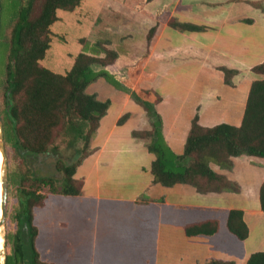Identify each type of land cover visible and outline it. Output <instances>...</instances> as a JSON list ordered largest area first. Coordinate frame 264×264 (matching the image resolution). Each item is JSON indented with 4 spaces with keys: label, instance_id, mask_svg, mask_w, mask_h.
<instances>
[{
    "label": "crops",
    "instance_id": "obj_1",
    "mask_svg": "<svg viewBox=\"0 0 264 264\" xmlns=\"http://www.w3.org/2000/svg\"><path fill=\"white\" fill-rule=\"evenodd\" d=\"M145 10L148 19L143 26L154 27V32L146 46L147 56L130 74L133 87L159 96L155 107L169 148L176 154L183 152L195 114L203 126L240 125L250 85L264 77L252 70L264 61V0H150ZM171 19L204 29L180 30L169 24ZM115 64L117 68L125 65ZM220 67L235 70L231 84L225 82ZM86 90L100 100L110 99V105L73 175L82 181L80 196L96 203L157 205L152 264H205L209 258L246 264L251 253L264 251V211L259 201L264 157L233 156L231 168L210 163L215 172L239 185L237 191L200 192L187 183H155L150 171L155 156L144 139L132 136L133 130L150 128L145 108L105 85L100 77ZM125 113L127 117L119 123ZM231 209L243 211L248 227L243 240L230 234L221 237L228 234L221 230ZM208 219L219 220L216 233L187 235L186 224ZM88 256L92 263L91 250Z\"/></svg>",
    "mask_w": 264,
    "mask_h": 264
},
{
    "label": "trees",
    "instance_id": "obj_2",
    "mask_svg": "<svg viewBox=\"0 0 264 264\" xmlns=\"http://www.w3.org/2000/svg\"><path fill=\"white\" fill-rule=\"evenodd\" d=\"M7 1L10 5L3 11L1 4L0 15L2 17L3 13L14 12L16 19L12 20L5 15L1 22L0 63H4L6 71L3 112L10 123L13 147L21 157L45 153L53 141L52 131L57 126L63 127L64 132L71 135L72 142L82 140L84 152L58 165V169L63 172L60 188H57L52 176L35 174L30 178L31 184L48 186L49 192L56 196H80L82 181L73 175L88 154L89 150L86 149L90 139L110 105V99H98L95 93L87 92V86L98 77H103L116 88L127 92L130 90L129 85L120 82L125 79L124 75H113L105 69L96 71L91 67L97 62L106 66L116 58L113 51L106 49L105 57L100 58L84 52L78 53L73 66L62 74L41 65L40 60L50 46L49 28L57 19V11L73 10L81 0H42L38 13L33 17L31 13L35 0ZM9 20L11 28L5 33L3 25ZM169 24L185 31L204 29L203 25L175 19H171ZM153 32L154 27L148 33L149 40ZM108 56L110 58L106 59ZM220 69L224 73L225 82L231 84L230 77L235 70L227 67ZM252 70L264 74V61L254 65ZM132 76L130 74L126 78L130 80ZM130 93L143 105L149 119L150 128L133 130L132 136L144 139L147 149L155 156L150 167L155 183L164 186L187 183L200 192L237 191L239 185L215 172L210 163L221 168H231L233 156L245 154L264 157V77L252 81L240 125L221 122L203 126L195 114L181 154L174 153L165 141L161 115L155 107L159 96L138 86ZM125 118L126 114L118 122H123ZM24 178L25 175H22L20 183ZM20 191L23 197L15 212L14 240L5 255L4 264H62L42 259L38 247L41 228L37 223L34 206L39 202L45 204L47 195L32 188L22 187ZM259 201L264 211V181L259 189ZM219 227L218 219H208L186 224L185 231L189 236H210ZM227 227L238 239L247 237L248 227L242 210L229 211ZM205 264H235V261L209 258ZM246 264H264V251L251 253Z\"/></svg>",
    "mask_w": 264,
    "mask_h": 264
},
{
    "label": "rangeland",
    "instance_id": "obj_3",
    "mask_svg": "<svg viewBox=\"0 0 264 264\" xmlns=\"http://www.w3.org/2000/svg\"><path fill=\"white\" fill-rule=\"evenodd\" d=\"M149 1L81 0L73 10L59 9L57 19L49 28L50 46L40 60L41 65L62 74L73 66L75 57L80 52L100 58L105 57L104 49L113 51L116 58L110 64L102 66L97 62L91 67L96 71L105 69L113 75H124L125 79L120 82L129 85L128 92L116 88L103 77L100 78L105 85L120 90L136 101L130 92L137 86L133 87L134 80L126 77L136 71L139 60L147 56L146 46L151 28L147 27L146 30L143 23L148 19L144 15L145 5ZM0 3L3 11L10 5L7 0H1ZM41 3L42 0L34 1L32 17L38 13ZM5 15L12 20L16 19L14 12L3 13L2 17L0 15V28ZM10 28L9 20L3 25V31L8 33ZM116 61L121 65L125 63L120 66L125 72L117 68L119 66L115 64ZM124 66L129 67L126 69ZM259 76L264 74L259 73ZM97 79L99 77L94 80ZM5 85L6 71L4 63H0V109L8 168L4 222L0 225L1 264H4L5 255L13 244L15 212L23 197L20 191L22 187L36 189L38 193L47 195L45 204L39 202L34 206L37 223L41 228L38 247L42 259L62 264H152L150 257L153 254L150 252L154 245L155 225L158 220L157 205L140 207L133 203L114 201L96 203L90 197L56 196L57 194L49 192L48 186L31 184V176L42 174L52 176L55 185L60 188L63 172L58 169V165L62 161L75 159L77 153L82 154L85 150L84 142L80 139L72 142L71 135L65 133L63 127L57 126L52 131L54 137L47 152L21 157L13 147L10 123L4 117ZM125 114L127 117V113ZM22 175L26 179L20 183ZM1 217L2 215L0 219ZM222 226L221 231L228 233L222 234V238L229 234L236 237L227 227V217ZM90 250L93 254L92 263L88 256Z\"/></svg>",
    "mask_w": 264,
    "mask_h": 264
},
{
    "label": "water",
    "instance_id": "obj_4",
    "mask_svg": "<svg viewBox=\"0 0 264 264\" xmlns=\"http://www.w3.org/2000/svg\"><path fill=\"white\" fill-rule=\"evenodd\" d=\"M0 149L3 154L2 166H1V184H2V214H1L2 217L0 219V225H1L4 222L5 203H6V181L8 175L7 157L5 153L4 138H3V123H2L1 109H0ZM0 264H1V259H0Z\"/></svg>",
    "mask_w": 264,
    "mask_h": 264
},
{
    "label": "bare ground",
    "instance_id": "obj_5",
    "mask_svg": "<svg viewBox=\"0 0 264 264\" xmlns=\"http://www.w3.org/2000/svg\"><path fill=\"white\" fill-rule=\"evenodd\" d=\"M2 160H3V154L2 151L0 149V182H1V166H2ZM0 215L2 214V184L0 183Z\"/></svg>",
    "mask_w": 264,
    "mask_h": 264
}]
</instances>
